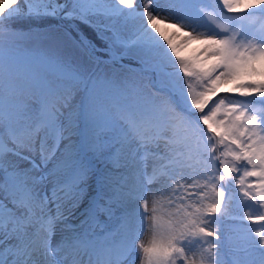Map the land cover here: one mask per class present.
Here are the masks:
<instances>
[{"label":"snow or ice","instance_id":"snow-or-ice-1","mask_svg":"<svg viewBox=\"0 0 264 264\" xmlns=\"http://www.w3.org/2000/svg\"><path fill=\"white\" fill-rule=\"evenodd\" d=\"M21 16L80 21L90 62L137 68L35 57ZM137 260L264 264V0H0V264Z\"/></svg>","mask_w":264,"mask_h":264},{"label":"rangeland","instance_id":"rangeland-1","mask_svg":"<svg viewBox=\"0 0 264 264\" xmlns=\"http://www.w3.org/2000/svg\"><path fill=\"white\" fill-rule=\"evenodd\" d=\"M61 2H63V0H61ZM141 3H142V0H137L138 7H140ZM67 27L72 29V30L70 29L73 32L72 35L68 33L66 29ZM185 30L188 31L190 29H185ZM19 33L21 34L19 37L20 42L35 57L59 56L64 59L70 60L74 65H77L81 67L82 70H86L89 72H92L94 68H96L95 71H98V72L103 71V72L111 73L115 69L117 71H122V72L127 73L129 68L131 69L137 68V64L135 61L130 62V61H125V60H120L118 62H115L121 65L118 67H116L115 65L113 66L112 63L100 64L97 67L95 63L90 62L88 58L84 56L83 52L81 51V49L76 43L77 38L79 39L78 33H82V32L76 26L74 20H63L60 18H55V22L53 24H49L46 27L37 28L35 30H31V29L25 30ZM96 55L101 57L105 61L109 60L108 54L106 52H103V51L97 52ZM139 74L140 73L135 74V79ZM139 77L140 78L138 79L140 81L139 80L138 81L142 85H147V86L151 85L150 80H148L147 78L144 80L141 76ZM143 80L146 83H144ZM144 90L148 91L149 88L145 87ZM100 94L101 95L111 94L113 96H118V92L115 89H113L110 93H107L105 89H101ZM221 95H223V93H221ZM80 100H81V96L78 95L75 101L77 105L79 104ZM100 171H103L102 167L100 168ZM96 188H97V185L95 181H93L92 188L89 192L90 196L95 195ZM87 204H88V199L85 198V201L81 205L80 210H83V208H85ZM244 211H246V209L242 210L241 208L234 206L233 215L234 216L243 215ZM253 211L255 210L253 209ZM78 222H79V218L72 221V223H78ZM248 227H249L248 222H244L243 224H241L239 220H225L221 225V229H222V232L225 238L230 237L233 242L241 243V244L244 242V238L246 236V229ZM252 227L254 228L256 226H252ZM145 239H147V237H145ZM229 246L230 245H229L228 240L225 239L224 247L222 250L225 253H227ZM225 259H227V256H225ZM136 264H139L138 260L136 261Z\"/></svg>","mask_w":264,"mask_h":264},{"label":"trees","instance_id":"trees-1","mask_svg":"<svg viewBox=\"0 0 264 264\" xmlns=\"http://www.w3.org/2000/svg\"><path fill=\"white\" fill-rule=\"evenodd\" d=\"M55 22V19L51 18V17H47V18H41V19H36V18H29V17H24L22 16L21 18L15 19L11 22V26L14 30H16L17 32H22L25 30H35L37 28H43L48 26L49 24H53ZM76 26L80 29V31L86 35L89 39L93 40V42L100 46V47H104V45L102 44L101 41H99L98 39H96V34L95 32L86 24L81 23L80 21H75ZM68 33L70 35L73 34V32L71 31L72 29L67 27L66 28ZM71 29V30H70ZM78 40V38H77ZM199 46L195 43L188 45L185 49H182L183 54L187 55V56H196L198 55V53L195 51ZM123 60L125 61H132L134 62V59H131L129 57H125ZM113 66L115 65L116 67L121 66L120 64L117 63H112ZM97 66V65H96ZM96 68H94L93 71H95ZM139 76H141L144 80L146 79V77H144L143 74H139L136 79L137 81L139 80L138 78H140ZM143 80L144 83H146ZM140 81V80H139ZM149 85V84H148ZM150 86V85H149Z\"/></svg>","mask_w":264,"mask_h":264}]
</instances>
